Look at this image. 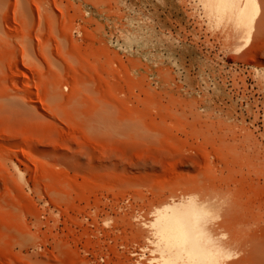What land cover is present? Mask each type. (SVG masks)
<instances>
[{"label":"rangeland","instance_id":"1","mask_svg":"<svg viewBox=\"0 0 264 264\" xmlns=\"http://www.w3.org/2000/svg\"><path fill=\"white\" fill-rule=\"evenodd\" d=\"M238 2L0 0V264H264V12Z\"/></svg>","mask_w":264,"mask_h":264},{"label":"bare ground","instance_id":"2","mask_svg":"<svg viewBox=\"0 0 264 264\" xmlns=\"http://www.w3.org/2000/svg\"><path fill=\"white\" fill-rule=\"evenodd\" d=\"M239 6H238V13L241 15H248L251 16L250 22L256 23L258 21H261L260 18L258 17L259 12H264V0H238ZM258 17V19H257ZM258 21H257V20ZM263 20V19H262ZM261 23V22H260ZM260 27V24H258ZM258 25L253 26L250 28L247 38H246V43H252L250 42L251 39L256 38L255 32H253L254 36L251 34L253 28H257ZM261 28L263 30V36L264 38V20L261 23ZM253 31H256L254 29ZM258 32H261V30H258ZM253 41V40H252ZM255 41V40H254ZM184 220H180L179 216L176 214L175 211L173 210H164L161 212V216L159 219V228L161 229L162 235H164L165 238L167 239H175L177 240V243L185 250L187 253H190V248L194 250L195 252L198 251L197 249L199 248L198 246V241H199V236L197 233H189L188 228L185 227V223L183 222Z\"/></svg>","mask_w":264,"mask_h":264}]
</instances>
